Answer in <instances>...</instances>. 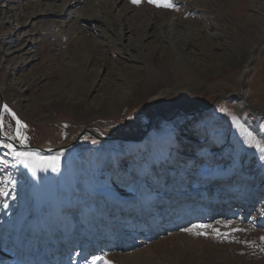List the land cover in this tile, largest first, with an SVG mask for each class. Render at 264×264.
Returning <instances> with one entry per match:
<instances>
[{
	"label": "rangeland",
	"instance_id": "1",
	"mask_svg": "<svg viewBox=\"0 0 264 264\" xmlns=\"http://www.w3.org/2000/svg\"><path fill=\"white\" fill-rule=\"evenodd\" d=\"M170 3L0 0V104L29 137L0 134V264H264V136L232 94L264 109V0ZM67 144L35 213L29 156Z\"/></svg>",
	"mask_w": 264,
	"mask_h": 264
},
{
	"label": "bare ground",
	"instance_id": "2",
	"mask_svg": "<svg viewBox=\"0 0 264 264\" xmlns=\"http://www.w3.org/2000/svg\"><path fill=\"white\" fill-rule=\"evenodd\" d=\"M95 14H97V13H95ZM90 18H91V16H90ZM92 18H93V16H92ZM95 18H96V16H95ZM246 56L248 58L252 57V59H253L255 57L254 51L248 52ZM259 86L261 89H263L262 91H264V78H262L261 85H259ZM232 94H236V97L238 100V104L236 106V111H237V114H239L240 119L243 117V115H245L246 121L252 125L251 128H249V130L254 129V130L259 132L258 133L259 135L264 136V128H263V124H262V121L264 120V109H262L256 103H254L250 100V97L252 94L251 90L244 89L243 87H241V89L234 90V92H232ZM244 103H246V105ZM4 105H7L16 114V116L24 124H26L25 121H23V119H21V117L17 115V113L12 108V106L9 105L6 101H4L2 104H0V111L3 110ZM15 126H16V123H15ZM22 132H23V135L26 137V139L23 142L19 141V143H28L29 137H28V133L26 132L25 128L22 129ZM52 148L53 147H51V146H46V147H42L39 149L36 148L35 150H33V152L29 156V167L27 164V171L30 174L29 176H31L30 177L31 182L33 183L34 205H35L36 213H40V215L43 214L42 213L43 210H47V208L50 205L54 204L53 196H52V200H51V195H52L53 190H51L49 187L52 184L51 176L53 175L52 174L53 170L55 168L60 167L61 155L59 154V158H58V155H57L58 153L53 152ZM45 156L47 157V160H48V165H47L48 171L44 174V176H42V174L39 173V168L37 165V159L43 158ZM99 184L100 183L98 182V185ZM52 188H53V185H52ZM62 188L63 189L67 188L65 182H63ZM103 194L107 198V199L105 198L106 200H110V201L116 200V197L108 190L104 189ZM262 214H264V213H262ZM219 220H222V219H219ZM200 223L201 222H199V221L191 222V228H193L194 225H200ZM185 227H186V225L184 227L180 226L178 229L180 231H182L185 229ZM91 254H92V252H91ZM44 258H47V256H45ZM105 260L110 261L108 257L106 258L103 256H98V254L95 253L93 257L91 256V259L89 261H85L82 258L79 260H73L70 263L65 262L66 260H63L61 262H62V264H104ZM27 262L28 261H26L24 263H27ZM24 263H22V264H24ZM29 264H31V263H29ZM32 264H52V263H51L50 259L47 258L45 261L41 260L37 263L35 262ZM58 264H61V263H58ZM111 264H113V263L111 262Z\"/></svg>",
	"mask_w": 264,
	"mask_h": 264
},
{
	"label": "snow or ice",
	"instance_id": "3",
	"mask_svg": "<svg viewBox=\"0 0 264 264\" xmlns=\"http://www.w3.org/2000/svg\"><path fill=\"white\" fill-rule=\"evenodd\" d=\"M139 2H140V0H133V3H139ZM148 2L154 4L156 7H164V8L174 7V5L170 3V0H148ZM5 113L7 115H10L11 118L16 123L17 127H16V136L15 137H10L8 133H5L3 131V129L5 128V118H6ZM26 127H27V125L24 124L7 105L3 106V110L0 111V134L5 135L8 138L18 139L19 141L23 142L26 139V137L23 135L22 129H24ZM0 146H2L4 148L13 149V146L11 144H4V143L0 142ZM17 155H23V154L17 153ZM207 227L208 226H206V225H194L193 226V228H201V229L207 228ZM193 228H186L184 230L187 232H193ZM213 231H216V230L214 229ZM194 234L206 235V233L203 231L195 232ZM217 235H222V234L217 232ZM261 239H264V237H262ZM104 264H111V262L105 260Z\"/></svg>",
	"mask_w": 264,
	"mask_h": 264
},
{
	"label": "water",
	"instance_id": "4",
	"mask_svg": "<svg viewBox=\"0 0 264 264\" xmlns=\"http://www.w3.org/2000/svg\"><path fill=\"white\" fill-rule=\"evenodd\" d=\"M151 120H152V118H150V120H149V122H148V124H147V128H149V126L151 125ZM147 130H148V129H147ZM145 132H146V131H145ZM143 135H145V134L142 133L139 139H141ZM65 147H66V146H64V147H54L53 150H54V151H59V150H61L62 148H65Z\"/></svg>",
	"mask_w": 264,
	"mask_h": 264
}]
</instances>
